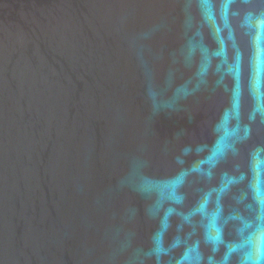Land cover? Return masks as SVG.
Masks as SVG:
<instances>
[{"label": "water", "instance_id": "water-1", "mask_svg": "<svg viewBox=\"0 0 264 264\" xmlns=\"http://www.w3.org/2000/svg\"><path fill=\"white\" fill-rule=\"evenodd\" d=\"M258 228L264 0H0V264H252Z\"/></svg>", "mask_w": 264, "mask_h": 264}, {"label": "clouds", "instance_id": "clouds-1", "mask_svg": "<svg viewBox=\"0 0 264 264\" xmlns=\"http://www.w3.org/2000/svg\"><path fill=\"white\" fill-rule=\"evenodd\" d=\"M223 149H224V145L221 142L217 146V154L222 153L223 152ZM176 183L177 182H173L172 185L170 186L171 189H172V193L173 194H174V190H175V187H176ZM257 195L259 196V192L257 193ZM205 204H206V201H205ZM205 204H201L200 210H203L204 209ZM209 227L215 232V235L210 236V238L213 241L219 240L220 230L216 226V215L215 214L212 216V219H211V222H210ZM257 238L259 240V245L257 246V253H258V255H257V259L254 260V261H252V264H260V259L262 257H264V230H261V229L258 228V236H257ZM185 258L187 259L188 256L186 255Z\"/></svg>", "mask_w": 264, "mask_h": 264}]
</instances>
